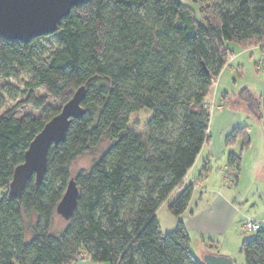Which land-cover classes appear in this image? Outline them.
I'll use <instances>...</instances> for the list:
<instances>
[{
    "label": "trees",
    "instance_id": "obj_1",
    "mask_svg": "<svg viewBox=\"0 0 264 264\" xmlns=\"http://www.w3.org/2000/svg\"><path fill=\"white\" fill-rule=\"evenodd\" d=\"M232 45L264 46V0H91L73 8L54 34L28 43L0 37V79L30 76L16 107L2 112L0 98V264H76L85 257L98 264H203L183 222L164 233L156 213L176 190L170 212L180 218L188 209L194 185L184 179L210 140L207 100L235 55ZM82 86L85 114L51 146L42 182L33 177L21 198L12 197L14 170L31 142ZM40 89L59 108L43 118L19 117L23 104L46 108ZM237 99L264 121V93L245 88ZM144 109L152 116L142 135L130 119ZM227 139L230 146L241 141L242 151L250 147L247 126ZM86 155L95 158L92 166L75 173ZM228 159L237 183L242 154ZM72 179L78 204L66 220L57 206ZM241 252L246 264H264V229L245 239Z\"/></svg>",
    "mask_w": 264,
    "mask_h": 264
},
{
    "label": "rangeland",
    "instance_id": "obj_2",
    "mask_svg": "<svg viewBox=\"0 0 264 264\" xmlns=\"http://www.w3.org/2000/svg\"><path fill=\"white\" fill-rule=\"evenodd\" d=\"M185 2L191 5L190 2ZM195 9L197 8L195 7ZM51 43L52 42H46L47 48L52 47ZM232 47L235 50V55H231L229 59L231 66L223 72L221 78L222 86H220L219 89L222 90L225 84H227L231 87L230 90L231 93H233V91H237L238 89L242 91V88L245 87L248 89L250 88L249 90L253 95L260 97L261 94L264 93V46H254L248 49H242V47L237 45H232ZM29 78V74L22 71L11 79H0V98L1 101H3L2 112L16 107L19 102L25 100V98L20 95V92L25 89V83ZM219 80L215 83V88H217L216 91L218 90ZM218 94L220 95V93L216 95L218 96ZM36 95L38 97L43 96L47 99L46 108L38 111L31 105L23 104L17 110V115L19 117L31 115L37 118H43L51 109L59 108L60 105L58 101L48 95L43 89L36 91ZM224 95L226 96V93H224ZM228 96L229 93L226 97ZM233 96L234 95L231 94L230 107H235L239 111L241 110L251 118L249 122H246L249 131L251 125H253V128H259L255 134L252 133L250 135V137L257 142V150L242 151L241 141H239L235 148L225 153L223 159H212L210 162H206L205 166L202 168L201 179L198 184L202 186L203 189L204 187H209L212 191L214 190L209 198L213 201L215 200L213 203L211 202L212 208L209 211L206 206L207 211L204 216L211 214L207 226L196 228L197 224L189 222V218L191 217L190 211L194 210L198 199H195V203H191L185 217L181 216L180 218H176L170 212V204L179 194V190H176L156 213L157 220L164 233L173 231L177 227L178 221L183 222L190 237L191 253L203 264L204 256L208 252L228 254L234 259L236 264H246L244 255L241 252L242 243L245 239L253 238L257 233V230L253 232L249 231L247 228L248 223L253 221L259 225L260 229H264V220L261 222L258 221V219L264 217V121H257L247 111L246 106L240 103V101L236 99L237 97L235 98ZM209 98L210 100L207 101V105L209 106L212 116L217 112L218 106L215 105L214 97ZM220 98L223 97L221 96ZM151 116L152 112L147 109L134 113L130 119V126L136 132L145 135L146 124ZM252 121L253 124L251 123ZM227 138L228 135L224 141L225 145L230 146L228 145ZM231 153L235 155L242 154L241 171L245 170V174L251 173L254 170V180L249 184L251 188L249 191L246 190L245 193L240 191V194H237L235 189H229L228 187H224L225 189H222L224 190L223 192L221 188L219 191L216 189L221 186L220 182L223 180V174L220 173V169L223 168L222 170L224 172L225 167L230 172L229 177L232 176L229 183H226L232 187L236 185V171L234 168H230L228 159ZM256 156L259 157L254 159ZM94 159V157L89 155L80 158L74 166L75 173L81 169H89ZM251 162H254L253 167L248 166V163ZM255 178L257 180H255ZM228 192L232 193V198ZM196 196L198 197V192H196ZM229 201L234 202L233 207L228 204ZM201 222H204V220ZM55 224L61 226L63 222L56 218ZM30 239L31 236L27 235L26 240L29 242ZM76 264L98 263H93L89 258L85 257Z\"/></svg>",
    "mask_w": 264,
    "mask_h": 264
},
{
    "label": "water",
    "instance_id": "obj_3",
    "mask_svg": "<svg viewBox=\"0 0 264 264\" xmlns=\"http://www.w3.org/2000/svg\"><path fill=\"white\" fill-rule=\"evenodd\" d=\"M91 0H0V37L11 42L28 43L32 39L57 32L59 23L73 8ZM87 94L84 86L49 120L36 135L25 153L22 164L14 170L9 193L21 198L27 183L33 177L41 183L47 171L48 153L52 145L66 139L74 119L85 114L82 106ZM79 197L76 182L70 180L66 192L57 206V212L66 220L74 213ZM204 264H236L228 254L208 252Z\"/></svg>",
    "mask_w": 264,
    "mask_h": 264
},
{
    "label": "crops",
    "instance_id": "obj_4",
    "mask_svg": "<svg viewBox=\"0 0 264 264\" xmlns=\"http://www.w3.org/2000/svg\"><path fill=\"white\" fill-rule=\"evenodd\" d=\"M231 62L228 63V65L226 66V68L222 71L220 77H219V82H218V90L216 91L217 88H215L214 94L211 97H214L215 99V105L218 106V110L217 112H215L212 115L211 118V123H210V140L209 142L203 147L199 157L196 160V163L194 164V166L192 167V169L189 171V173L187 174L186 178L184 179V185H188V184H193L194 185V190H193V194H192V199L189 203L188 208L190 207L191 203H195V199H198V202L195 204V208L193 211H190V215L191 217L189 218V222L192 224H197L196 228H201L203 226H207L209 219L211 217V214L209 215H205V212L207 211L206 206L208 207V211L212 208V203L215 201L211 200L209 198L210 194L213 193L212 189H209V187H203L200 186L199 180L201 179V174H202V168L205 166L206 162H210L212 159H223L225 156V153L227 151H229L230 149L235 148L238 143L234 144V146H226L225 145V138L227 135H230L231 132L238 128V127H242V126H248L246 122H249V120L251 119L249 116H247V114H244L241 110L239 111L237 108L235 107H230V103H231V94H233V97H237V94L241 91V90H237V91H233V93H231V87H229V85L225 84L224 88H222V90L219 89L220 86H222V82H221V78H222V74L223 72L230 67ZM245 88V87H244ZM242 88V89H244ZM250 89V88H249ZM217 93H220V95L218 94V96L216 95ZM224 93H229L228 98H224L223 95ZM223 98H220V97ZM237 99V98H236ZM208 100H210V98H208ZM207 100V101H208ZM219 100V102H218ZM244 118V119H243ZM253 124V121L251 122ZM250 124V123H249ZM259 128H253V125L250 126V131L249 134L251 135L252 133L255 134L256 131H258ZM251 143H250V147L248 149V151H253V150H257V142L254 141L251 137H250ZM242 150V149H241ZM244 150V151H245ZM259 156H256L254 159H256ZM244 163V162H243ZM245 164V163H244ZM249 167H253L254 166V162L248 163ZM223 168L220 169V173L223 174V180L220 182L219 187H217L216 189L219 191L220 188L225 189L224 187H228L229 189H235L237 194H240V191L245 193L246 190L249 191V189L251 187H249V184L253 182V177H254V170L252 171L251 169V173L245 174V170L240 172L239 175V179L238 182L236 183L235 186H230L228 183L231 180L230 176V172L229 170H227V168H224V172L222 170ZM243 169V168H242ZM254 169V168H253ZM255 180H257L255 178ZM228 182V183H226ZM201 187V188H200ZM224 190H222L223 192ZM196 192H198V197L196 196ZM230 195L232 194L231 192H228ZM233 196L231 195V198ZM212 202V203H211ZM228 204H230L233 207L234 202L229 201ZM188 211V209H187ZM186 211V213H187ZM186 213L184 215H182V217L186 216ZM210 216V217H209ZM258 219V218H257ZM194 220V221H193ZM202 220H204V222H201ZM264 217L261 219H258V221H263ZM262 227V225H261ZM239 240V238H238ZM242 241V239H241Z\"/></svg>",
    "mask_w": 264,
    "mask_h": 264
},
{
    "label": "built area",
    "instance_id": "obj_5",
    "mask_svg": "<svg viewBox=\"0 0 264 264\" xmlns=\"http://www.w3.org/2000/svg\"><path fill=\"white\" fill-rule=\"evenodd\" d=\"M247 228L249 229V231H251V232H253V231H256V230H259L260 229V227H259V225L258 224H256L255 222H250V223H248V226H247Z\"/></svg>",
    "mask_w": 264,
    "mask_h": 264
}]
</instances>
